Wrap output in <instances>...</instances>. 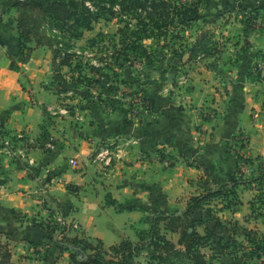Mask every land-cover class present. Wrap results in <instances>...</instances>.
I'll return each instance as SVG.
<instances>
[{
	"label": "crops",
	"instance_id": "obj_1",
	"mask_svg": "<svg viewBox=\"0 0 264 264\" xmlns=\"http://www.w3.org/2000/svg\"><path fill=\"white\" fill-rule=\"evenodd\" d=\"M14 2L0 0V231L13 262L73 264L54 242L62 233L32 218L73 221L80 231L65 234L101 239L105 248L137 242L155 211H182L190 196L237 176L239 132L248 137L242 156L264 164V26L229 24L223 31L235 41L222 36L216 56L192 59V52L172 69L133 79V89L152 102L148 110L135 111L126 97L103 89L102 100L81 99L78 112L62 117L59 95L43 87L55 71L52 51L38 46L31 58L21 55ZM13 59L20 71L10 68ZM43 108L54 150L42 147ZM104 148L108 156L100 154ZM239 187L242 204L221 209L223 222L251 212L253 194ZM215 203L222 207L219 200L209 206ZM171 238L177 243L179 236Z\"/></svg>",
	"mask_w": 264,
	"mask_h": 264
},
{
	"label": "trees",
	"instance_id": "obj_2",
	"mask_svg": "<svg viewBox=\"0 0 264 264\" xmlns=\"http://www.w3.org/2000/svg\"><path fill=\"white\" fill-rule=\"evenodd\" d=\"M180 2L182 1L15 0L12 7H15L18 13L17 29L21 55L29 59L38 46H47L53 50L56 58L61 60L62 66L72 67L78 56L75 51L76 41L83 38L86 32L92 31L102 18L106 20L120 18L125 21V18L129 17V21L114 34L122 36L120 43L123 48H118L111 57L129 61L133 55V60L139 59L141 57L139 49L146 53L140 42L174 32L179 26L188 27L194 20L201 18L197 4ZM132 20L137 23L132 24ZM247 26L245 22L246 29ZM124 28H127L126 34ZM104 35H106L104 32L97 34L99 37ZM95 39L96 37H92L88 42L92 44L96 42ZM79 63L80 61L75 67ZM10 68L21 70L14 59L10 63ZM147 100L151 102L150 99ZM43 110L46 120L41 129L45 143L52 139L47 128L51 125V120L47 109ZM244 147L243 144L240 145V148ZM244 159L252 165V172H257L252 179L238 180L234 174L228 184L219 188H207L197 195L190 196L187 207L182 211L179 209L171 212L155 211L148 219L149 227L137 231L139 238L137 242L125 239L105 248L101 239H96L95 243L90 238L78 234L68 236L65 234V231L69 230L68 225L61 221L42 220L33 221V224L48 232L62 233V238L54 242L62 251L69 252L73 264H137L135 259L141 255L146 258V262L142 264H213V254L209 255L203 252V249L209 247L215 252L218 251L221 240L214 226L222 227L223 221L209 205L219 200L222 204L220 210L223 208L236 210L242 204L237 193L239 185L264 178V164L259 162L256 165L259 159L245 157ZM238 171L240 172L239 165L236 173ZM107 203L113 204L115 200L107 195ZM198 211L200 215L196 217ZM204 212L210 214L208 218H204ZM200 227L204 232L199 230ZM172 234L179 236L177 243L171 238ZM11 258L8 243L0 241V264H20L13 262Z\"/></svg>",
	"mask_w": 264,
	"mask_h": 264
},
{
	"label": "rangeland",
	"instance_id": "obj_3",
	"mask_svg": "<svg viewBox=\"0 0 264 264\" xmlns=\"http://www.w3.org/2000/svg\"><path fill=\"white\" fill-rule=\"evenodd\" d=\"M181 1L188 2L189 5L197 4L201 18L194 20L188 27L179 26V28L174 29V32L140 42L141 46L146 49V53L139 49V55L141 56L139 59L133 60L132 53H130L132 58L129 61L112 59L111 57L118 48H123L120 43L122 36L114 34L118 31V28L126 24V21H129V17L125 18V21L120 20V18L109 20L102 18L99 20L92 31L86 32L83 38L76 41L75 51L78 56L75 58L72 67L62 66L61 60L56 58L55 53L50 48L55 71L53 77L43 87L59 95L57 110L63 107L67 108L68 112L61 113L60 116L65 117L74 114L75 111L78 112L76 106H80L78 102L79 100L82 102L81 99L88 100L92 97H98L102 100L100 96L103 94L101 91L103 89L119 93V96L125 98L131 92H137L133 89L135 82L133 79L138 78L139 75L156 76L163 69L166 71L172 69L180 60L189 56L192 57V52L194 53L192 59L204 54L216 56L218 52L213 50H221L226 40H222V36L231 43L235 41L233 37V40H230L231 37H227L223 31L225 26L229 24L232 28L241 20L244 25L246 22L247 27L250 29L257 30L264 26V0ZM182 2L180 3L182 4ZM206 16L209 18H206ZM131 23L136 24L137 21L132 20ZM124 30L126 34L127 28H124ZM99 32H104L106 35L99 37L97 36ZM92 37H96V42L90 44L88 40ZM243 45H247L245 40ZM47 56L50 55L46 53L45 57ZM78 61L80 63L75 67ZM257 71H259V67L256 69ZM91 88H94L95 92H91ZM211 112L214 113L213 117L209 116ZM205 114L208 120L215 119L217 115L215 109H210ZM49 120L52 119L49 117ZM237 135L240 137L244 136L245 133L239 132ZM47 143H50V146H43V148L54 150L55 141L51 139ZM237 149L241 148L238 146L233 147V154L240 162V172L238 171L237 178L238 180L243 178L252 179L257 172H252V165L238 153ZM241 150L243 153L244 149ZM259 162L261 160H257L256 165ZM244 187L251 191L250 194H253L250 202H253L254 207L252 204L249 215L240 220L223 222L222 227L214 226L219 233L220 247L216 252L209 247L203 249V252L209 255L213 254V264H264V178L251 180V182L244 184ZM70 188L73 190L72 186ZM212 208L215 210L214 213L220 217L218 205L215 203ZM199 215L200 212L198 211L195 216L199 217ZM203 215L204 218H208L210 214L204 212ZM60 219L66 222L69 231H80L74 227L75 223L73 221L68 222L62 217L55 220L60 221ZM31 220L35 221L37 219L32 218ZM211 224L213 225L214 221ZM145 226L147 225H140L142 228ZM83 237L85 236L83 235ZM0 241L8 243V241H4L3 234L0 235ZM94 242L96 243V241ZM9 245L10 243H8ZM251 249L253 250L251 251ZM135 260L137 264L146 262L143 255Z\"/></svg>",
	"mask_w": 264,
	"mask_h": 264
},
{
	"label": "built area",
	"instance_id": "obj_4",
	"mask_svg": "<svg viewBox=\"0 0 264 264\" xmlns=\"http://www.w3.org/2000/svg\"><path fill=\"white\" fill-rule=\"evenodd\" d=\"M127 101L129 102L131 108H133L135 111L140 112L141 110H148L151 108V102L149 100H147V98H145L142 94L138 93V92H131V94L126 95L125 96ZM58 112L60 113H67L68 110L67 108H59ZM210 117L214 116V113H210L209 114ZM242 139V140H241ZM235 142V146L240 148V145L243 144L244 146L248 143V137L246 135L244 136H236V140ZM48 145L50 146V143H48ZM244 149V148H241ZM241 149H237L238 153L242 154V150ZM100 154L108 156L110 153L108 151L107 148H104V150L100 151ZM72 164H77V161L75 159L71 160ZM243 170V169H242ZM61 223H66L63 220H61ZM75 228H78L77 224H74Z\"/></svg>",
	"mask_w": 264,
	"mask_h": 264
}]
</instances>
